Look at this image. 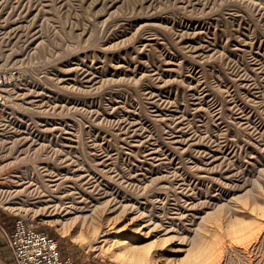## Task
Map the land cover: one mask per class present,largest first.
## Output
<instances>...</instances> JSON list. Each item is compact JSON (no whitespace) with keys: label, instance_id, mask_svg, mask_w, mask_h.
Listing matches in <instances>:
<instances>
[{"label":"rangeland","instance_id":"1","mask_svg":"<svg viewBox=\"0 0 264 264\" xmlns=\"http://www.w3.org/2000/svg\"><path fill=\"white\" fill-rule=\"evenodd\" d=\"M0 74V211L90 264H264V0H0Z\"/></svg>","mask_w":264,"mask_h":264},{"label":"bare ground","instance_id":"2","mask_svg":"<svg viewBox=\"0 0 264 264\" xmlns=\"http://www.w3.org/2000/svg\"><path fill=\"white\" fill-rule=\"evenodd\" d=\"M55 180V179H54ZM56 185H58V184H56ZM86 198V197H85ZM88 200V199H87ZM2 201V200H1ZM6 201V200H5ZM9 201V200H8ZM3 203H7V202H4V201H2ZM264 203V202H263ZM262 203V204H263ZM91 204V203H90ZM256 205H255V207H254V205H252L253 207H249V208H247V214H242V216H235L236 217V221L234 220V221H232V223L231 222H229V217L227 218V219H225L226 220V224L227 223H231V224H233L234 222H235V224H237L238 225V230L239 231H241L242 230V232H245V233H247V235H246V237L245 238H242V239H240L239 240V243L241 244V243H243V244H245L244 245V247L245 248H249V246H247L248 244H252V242L250 241V240H252V238H256L257 236H258V234H260L261 232H263V227H264V209L263 208H260L259 206L258 207H256L258 204L257 203H255ZM7 205V204H6ZM244 205V204H243ZM11 206V205H10ZM76 206V205H75ZM74 206V207H75ZM84 206V205H83ZM82 206V207H83ZM88 206V204H86V207ZM91 206V205H90ZM12 207H14V206H12ZM17 207H19V206H15V208H17ZM22 207V206H21ZM81 207V206H80ZM262 207H264V204L262 205ZM68 208V207H67ZM54 209V208H53ZM70 209V208H69ZM78 209V208H77ZM87 209V208H86ZM83 210V209H82ZM85 210V209H84ZM246 210V209H245ZM68 211V210H67ZM235 211H239V210H235ZM242 212V211H241ZM245 212V213H246ZM242 213H244V212H242ZM46 213H44V215H45ZM48 214V213H47ZM96 214H99V213H96ZM231 214H234V213H231L230 212V215ZM94 215V214H93ZM227 215V214H226ZM229 215V214H228ZM238 215V214H237ZM245 215V216H244ZM83 216V215H82ZM246 216H249L250 217V219H252V220H257V221H262V223H263V226H262V223H261V225L259 226V229L255 232V231H250V232H246V230H243V229H245L248 225H249V223L247 222V219H246ZM86 217V215L84 216V219H86L85 218ZM98 217V216H97ZM225 218H226V216H224ZM91 218H94V216H92ZM62 218H52L51 219V222L52 223H54V224H56V226H57V229H59L61 232H63V233H71V235H72V237H73V239L74 240H76L78 243H80V244H82V245H85V246H87V248L88 247H90V248H92V249H98V246H97V244L95 245V244H93V243H86L85 241H84V239L82 238V237H80V236H82V234L80 235V236H78V234H80V233H77V235L74 233V232H72L71 231V228L66 224V222H63V220H61ZM100 219V218H99ZM48 220H50V219H48ZM92 220V219H91ZM94 220H95V218L93 219V222H94ZM85 221V220H84ZM100 221H102V220H100ZM99 221V222H100ZM110 221V220H109ZM106 221L105 220V223H107V224H111V222L112 221ZM231 221V220H230ZM102 224V223H101ZM99 225H100V223H99ZM92 226H94V225H92ZM91 226V227H92ZM109 226H111V225H109ZM111 227H113V226H111ZM110 227V228H111ZM261 227V228H260ZM92 230V229H91ZM90 230V232H92L93 231V233L95 234L93 237H95L97 240H98V242H106L107 243V241L108 240H110V239H106L105 238V236H106V234H107V232H108V230H105V229H103L102 227H98V226H94V229L91 231ZM259 230H262V231H259ZM76 232V231H75ZM122 232V234H124V233H126V232H124L123 233V231H121ZM92 233V234H93ZM118 234V233H117ZM121 234V233H120ZM127 234V233H126ZM125 235V234H124ZM140 233H135V234H133L132 235V233L131 234H128V235H126L125 236V238H124V236H122V235H118V236H116L115 238V243H113V244H111V248H112V245H114V247H113V249H111L109 246V249H111V255H113L115 258L117 257H120V258H123V259H128V260H131V259H134V260H142V261H147L149 264H158V258H159V256H160V254L162 253V252H160V251H156L155 253L153 252L152 254L151 253H149L150 252V248L149 247H147V246H145V247H140V246H138V245H134L133 243L134 242H136V241H138L139 239H140ZM264 235V234H263ZM122 236V237H121ZM83 237H84V235H83ZM109 238V237H108ZM112 239H113V237H111ZM257 239V238H256ZM255 240V239H254ZM236 241H238V240H236ZM235 240H234V242L233 243H235L236 242ZM104 242V243H105ZM250 242V243H249ZM109 243V242H108ZM204 243V245L206 244V242L204 241L203 242ZM239 243H238V245H239ZM101 244V243H100ZM100 244H99V246H100ZM209 243L207 242V246H209L208 245ZM211 244V243H210ZM108 245H110V243L108 244ZM203 245V246H204ZM237 245V246H238ZM242 245V244H241ZM241 245H239V246H241ZM257 245V244H256ZM255 245V246H256ZM102 246V245H101ZM105 246V245H104ZM142 246V245H141ZM144 246V245H143ZM203 246H202V244H201V248L200 249H202L203 248ZM252 246V245H251ZM103 247V246H102ZM108 247L107 248H105L104 250H107L108 249ZM243 247V248H244ZM253 247H254V244H253ZM252 247V248H253ZM104 248V247H103ZM102 248V249H103ZM204 248H206V246L204 247ZM202 249V251L203 250H205V249ZM208 248H210V246L208 247ZM208 248H207V250H208ZM239 248V247H238ZM102 249H101V247H100V250L102 251ZM212 249V248H211ZM250 249V248H249ZM103 250V251H104ZM207 250H205V252H204V254H207ZM213 250H214V248H213ZM246 250V249H245ZM244 250V252H248V251H245ZM251 250V249H250ZM210 251V250H209ZM252 251H253V249H252ZM197 252V251H196ZM217 252V251H216ZM250 252V251H249ZM198 253V254H197ZM197 253H194V255H195V257L197 258L198 257V255H199V253H200V250H199V252H197ZM212 253V252H211ZM214 253V252H213ZM253 253V252H252ZM201 254V253H200ZM209 254H210V252H209ZM209 254H207L205 257H202L201 256V259L202 258H205V259H203L202 261L204 262L205 260H208L207 259V256L209 255ZM216 254H218V252L216 253ZM193 255V254H192ZM201 255H203V254H201ZM212 255V254H211ZM221 255V254H220ZM264 255V254H263ZM204 256V255H203ZM210 256V255H209ZM216 255H214V257H215ZM249 256V255H248ZM252 256V255H251ZM218 257H219V255H218ZM217 257V258H218ZM221 258L223 257L222 255L220 256ZM220 257L218 258V259H220ZM190 258H192V256L190 257ZM194 258V257H193ZM211 258V257H210ZM216 258V257H215ZM119 259V258H118ZM200 259V256H199V258L198 259H192V260H195V262H196V264H197V262L198 261H196V260H199ZM201 259L199 260L200 262H202L201 261ZM211 259H213V258H211ZM211 259H209L208 260V262L206 261V263L205 264H207V263H209V264H211V263H214V261H216V259L214 260L213 259V262H211L212 260ZM251 259H253V258H251ZM250 259V260H251ZM264 258H263V256H262V260H263ZM191 260V261H192ZM221 260V259H220ZM261 260V259H260ZM191 261L189 260V262L191 263ZM254 261V260H253ZM253 261H251V262H253ZM195 262H192V264H194ZM200 262H198V263H200ZM250 262V261H249ZM250 262V263H251ZM189 263V264H190ZM216 263V262H215ZM214 263V264H215ZM218 263L220 264V262L218 261Z\"/></svg>","mask_w":264,"mask_h":264},{"label":"built area","instance_id":"3","mask_svg":"<svg viewBox=\"0 0 264 264\" xmlns=\"http://www.w3.org/2000/svg\"><path fill=\"white\" fill-rule=\"evenodd\" d=\"M6 79V75L0 74V103ZM4 232L14 264H90L63 252L59 239L27 216H17L13 227Z\"/></svg>","mask_w":264,"mask_h":264},{"label":"crops","instance_id":"4","mask_svg":"<svg viewBox=\"0 0 264 264\" xmlns=\"http://www.w3.org/2000/svg\"><path fill=\"white\" fill-rule=\"evenodd\" d=\"M15 217L11 214L0 211V221H2L7 228L0 227V264H14L6 244L5 230H10L13 227ZM5 229V230H4Z\"/></svg>","mask_w":264,"mask_h":264}]
</instances>
